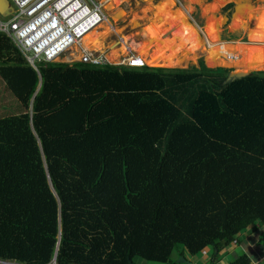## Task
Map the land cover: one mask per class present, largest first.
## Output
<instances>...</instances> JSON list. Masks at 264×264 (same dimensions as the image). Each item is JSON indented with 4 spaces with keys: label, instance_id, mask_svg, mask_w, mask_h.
Listing matches in <instances>:
<instances>
[{
    "label": "trees",
    "instance_id": "1",
    "mask_svg": "<svg viewBox=\"0 0 264 264\" xmlns=\"http://www.w3.org/2000/svg\"><path fill=\"white\" fill-rule=\"evenodd\" d=\"M226 1L207 4L218 29L214 8ZM235 6L257 14L252 0ZM261 9L250 30L264 35ZM232 49L255 53L228 46L214 64L238 65ZM229 73L203 62L34 67L0 32V75L22 106L0 118V260L181 264L210 249L221 258L264 227V72Z\"/></svg>",
    "mask_w": 264,
    "mask_h": 264
},
{
    "label": "rangeland",
    "instance_id": "2",
    "mask_svg": "<svg viewBox=\"0 0 264 264\" xmlns=\"http://www.w3.org/2000/svg\"><path fill=\"white\" fill-rule=\"evenodd\" d=\"M159 1L161 0H158V2ZM214 1L215 0H204V3H201L199 1L198 3L194 4L193 2H195V0H175L177 9H180V11H182V13L187 18L188 23L192 27L198 30V33L200 34L199 36L201 37L202 42L204 43V46L207 50V54L204 53L203 51L201 52L200 50L199 52H196V56H195L196 58L195 59L193 58L192 60L188 58V61L185 65L183 64L180 66H173V67H166V68L160 67V66L158 67L164 68V69H193V68H200L201 63L203 62L207 68H210V69L225 68V69H228L230 73L242 72V71L243 72H248V71L264 72V64L261 65V67L259 68L248 69L247 68L248 62H244V63L240 62L239 65H236V64L233 65L228 61V59H225V58H222V61L224 60L223 63H219L217 65L214 64V57L216 55L215 51L222 50L223 48L228 47L229 45L231 46L232 45L233 46H251L252 50H254L255 53L264 52V41L260 40V39H263L262 37H264V35L261 33V31L251 32L250 30L253 23L257 22L258 20L257 15L259 16L260 15L259 12H262L261 8H263L264 6L262 4L264 0H252L254 5L257 8V9L254 8L255 9L254 12H257V14H251V16L249 13H244L243 11L235 10L236 0H228L224 4L222 5L220 4L219 6H217V8H214L218 12L216 14L215 20L217 19V22L220 25L219 29L217 28L218 26L217 24H215L214 22H211L213 21V18H211L210 16V12H212V10H210V6L207 5L208 3H212ZM125 2L122 4L121 8L122 9L124 8L123 10L127 14L125 17L126 19L116 18L115 19V21L117 22L116 23L112 19V16L108 13L106 14V18H109V20L111 21V24L113 23L112 25L123 30L122 36H124L128 40L127 47H129L128 48L129 53L131 54L136 53V55H138V52L136 49L137 47L140 46L139 44L142 42V40H139L141 36L140 35L141 28H134L133 24L131 23L133 22V18L136 16V14L139 17L143 18L144 16L143 10L145 9L146 3L143 0L142 1L141 0H129V1L126 0ZM259 8L261 10H259ZM105 13L106 12L104 11V14ZM259 22H260L261 27L264 26V15L259 18ZM140 24L144 25V23H140ZM177 26H178L177 30L174 29V31H176V34L178 31L182 32L184 30L182 26H179V24ZM180 32H179V35L181 34ZM182 33L183 35H185L186 32L185 33L182 32ZM170 35H171L170 32H168L167 37ZM194 35L195 34L191 32L190 36H188L189 41L190 39H192L190 42L189 49L182 48L180 50H185L184 52H186V50L194 51V48L196 47L194 45L197 44V43L194 44L196 40ZM117 41H118L117 37L115 35H112L106 41V43L112 45V43L117 42ZM121 41L123 40L119 39V43H121ZM86 54H87L86 52L83 53L81 59L76 60V61L82 62ZM96 54L97 56L101 57L99 53H96ZM131 54H127V55L131 56ZM66 56H68V54L59 58L57 62L70 63V64L76 63V61L68 62L67 60H65ZM121 60L123 59L121 58ZM122 64H125V61H123ZM114 65L119 66L121 64L114 63ZM146 66H149V65H146ZM21 108L22 106L20 105L18 98L13 94L11 90L7 88L5 80L0 75V118L5 117V116L8 117L11 115H16L20 112ZM247 236H248L247 232L244 234V236H240L239 243H244L247 240ZM231 247L235 248L233 250L235 253V257L242 255V253H245L242 251V247L240 246L235 247L234 245ZM261 249L263 248H259L256 255L257 254L262 255L263 252H261ZM235 257L233 256L231 252L225 253V256H224L225 259H228L229 264L234 260ZM180 258L181 257H179L178 259L177 258H174V259L176 260V262H178ZM185 258L187 259V261L193 262V264H226L225 260L222 259V257L217 258L218 261H215L216 258L214 257V252H212V249H210L205 254H199L197 256H191L187 254ZM262 263H264V261H262ZM141 264H144V262H141ZM151 264H158V263H151ZM181 264H185V263L182 262Z\"/></svg>",
    "mask_w": 264,
    "mask_h": 264
},
{
    "label": "bare ground",
    "instance_id": "3",
    "mask_svg": "<svg viewBox=\"0 0 264 264\" xmlns=\"http://www.w3.org/2000/svg\"><path fill=\"white\" fill-rule=\"evenodd\" d=\"M102 5L103 10L106 14H110L112 19L115 21L116 18H125L126 12L121 8L122 4L126 0H98ZM129 1V0H128ZM142 1V0H141ZM146 3L145 9L143 10V18L139 17L137 14L133 18L134 28H141L140 39L142 42L137 47V52L141 60L146 65L150 67H173L185 65L188 58L192 60L196 57V52L203 51L207 54V50L202 42L198 30L192 27L185 15L177 9L175 0H143ZM196 2H204V0H195ZM126 3V2H125ZM132 13V12H131ZM133 14V13H132ZM142 15V14H141ZM129 17V16H127ZM126 19V18H125ZM131 22V21H130ZM117 23V22H116ZM144 23V25L140 24ZM113 24V23H112ZM109 18H106L97 28L90 32L81 43L75 44L71 49H69L64 55L65 60L68 62L80 60L83 53H90L91 63L108 64L114 65V63L122 64L123 61L128 59L129 51L127 47V39L122 36L123 30L112 25ZM183 27L182 32H186L183 35L182 32L177 30V25ZM117 25V24H116ZM119 26V25H118ZM170 32V36L167 37V33ZM179 32L181 33L179 35ZM194 33L195 43H197L194 51L180 50L188 48L192 39H188L190 33ZM115 35L118 39L117 42L112 43V45L107 44L106 41L110 36ZM139 35V34H138ZM130 36V35H129ZM134 36V35H133ZM192 36V35H191ZM119 39L123 40L119 43ZM131 42V41H130ZM129 46V45H128ZM231 46V45H229ZM74 48V49H73ZM133 48V47H131ZM136 48V47H135ZM192 49V48H190ZM73 50V51H72ZM133 50V49H132ZM135 51V50H134ZM71 52V53H70ZM183 52V53H182ZM247 49L233 50L232 56L235 60L234 62L238 65L240 64L239 59L236 60L237 56H243V59L250 60L248 67L256 68L255 65H260L258 63L259 56L255 53H249L247 56ZM95 53V54H94ZM99 53L100 56H97ZM131 54V53H130ZM136 54V53H134ZM63 55V56H64ZM103 56V57H102ZM121 58L123 60H121ZM198 61V60H197ZM77 62V61H76ZM194 62V61H193ZM247 64V63H246ZM159 68V67H158Z\"/></svg>",
    "mask_w": 264,
    "mask_h": 264
},
{
    "label": "built area",
    "instance_id": "4",
    "mask_svg": "<svg viewBox=\"0 0 264 264\" xmlns=\"http://www.w3.org/2000/svg\"><path fill=\"white\" fill-rule=\"evenodd\" d=\"M10 1L14 15L8 21L0 20V32L11 37L35 67L38 61L57 62L106 19L97 0ZM83 62H91L88 53ZM126 64L145 65L137 56L129 57Z\"/></svg>",
    "mask_w": 264,
    "mask_h": 264
},
{
    "label": "crops",
    "instance_id": "5",
    "mask_svg": "<svg viewBox=\"0 0 264 264\" xmlns=\"http://www.w3.org/2000/svg\"><path fill=\"white\" fill-rule=\"evenodd\" d=\"M248 236H247V240L244 243H239V239L238 242L235 244V247L240 246L242 247V251L249 254L251 256L252 254V260H253V264H264L262 263V261H264V246L263 244L261 245V236L264 234V227L257 229L256 227H251L247 230ZM259 248H263L261 249L262 255H259L256 253L258 252ZM235 248H231L230 250H226L224 252H222L221 257L222 259L225 260L226 264L228 263V259H225V253L231 252L233 254V256L235 257V253L234 250ZM209 250H207L206 252H202L201 254H205L207 253ZM212 252H214L212 250ZM215 261H218V259L216 258ZM190 262V261H189ZM193 264V262H191Z\"/></svg>",
    "mask_w": 264,
    "mask_h": 264
},
{
    "label": "water",
    "instance_id": "6",
    "mask_svg": "<svg viewBox=\"0 0 264 264\" xmlns=\"http://www.w3.org/2000/svg\"><path fill=\"white\" fill-rule=\"evenodd\" d=\"M14 15V8L10 0H0V16L9 19ZM257 71H248V72H232L229 73V78L228 80H236L240 78H244L247 76H251ZM57 259V258H56ZM184 262L185 264H192L191 262L187 261L184 257H181L178 263Z\"/></svg>",
    "mask_w": 264,
    "mask_h": 264
},
{
    "label": "clouds",
    "instance_id": "7",
    "mask_svg": "<svg viewBox=\"0 0 264 264\" xmlns=\"http://www.w3.org/2000/svg\"><path fill=\"white\" fill-rule=\"evenodd\" d=\"M130 54V53H129ZM132 56H137L136 54H131V56H129V57H132ZM128 57V58H129ZM137 57H139V56H137ZM126 62H127V60L125 61V64H121V65H127L126 64ZM121 65H119V66H121ZM128 66V65H127ZM35 67V66H34ZM144 67H146L145 65H144ZM247 232V231H246ZM245 232V233H246ZM244 233V234H245ZM244 234L243 235H239V237L240 236H244ZM239 237H237V240H234V245L238 242V239H239ZM185 258V257H184ZM186 259V258H185ZM187 260V259H186ZM0 262H4V263H6V264H17V263H13V262H5V261H2V260H0ZM54 263H56V264H58V261H57V259H55L54 261H52L51 263H49V264H54Z\"/></svg>",
    "mask_w": 264,
    "mask_h": 264
}]
</instances>
